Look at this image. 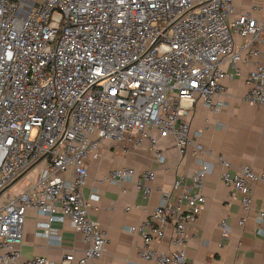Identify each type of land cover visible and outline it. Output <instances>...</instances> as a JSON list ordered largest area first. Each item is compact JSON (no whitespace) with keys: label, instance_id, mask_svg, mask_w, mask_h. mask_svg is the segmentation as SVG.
I'll return each instance as SVG.
<instances>
[{"label":"built area","instance_id":"built-area-1","mask_svg":"<svg viewBox=\"0 0 264 264\" xmlns=\"http://www.w3.org/2000/svg\"><path fill=\"white\" fill-rule=\"evenodd\" d=\"M234 1L0 0V264H54L42 256L22 258L29 209L46 219L37 234L50 246L62 247L56 226L69 223L86 245L77 264H101L108 235L90 216L100 197H86L84 189L89 164L101 159L105 143L132 153L148 142L164 165L161 141L171 138L181 155L192 149L203 157L202 132L190 125L195 106L220 113L224 104L217 98L227 94L226 81L240 75L243 63L252 65L245 100L264 109V65L257 60L264 20L255 16L261 8L234 16ZM216 160L222 183L250 212L253 186L264 183V175ZM35 169L24 190L3 197ZM213 171L214 164L201 160L196 173L162 191L148 220L130 229L141 238V261L190 264V231L205 209ZM155 180L152 170L124 167L103 182L134 183L149 198ZM257 219L264 222V209ZM170 226L173 251L164 252L157 245ZM221 228L226 236V220ZM74 262L68 254L62 264Z\"/></svg>","mask_w":264,"mask_h":264},{"label":"crops","instance_id":"crops-1","mask_svg":"<svg viewBox=\"0 0 264 264\" xmlns=\"http://www.w3.org/2000/svg\"><path fill=\"white\" fill-rule=\"evenodd\" d=\"M259 5L261 11L255 16L264 20V0H235L234 16L252 11ZM264 65V49L258 57ZM252 68L251 63L238 65L240 75L227 80L228 92L217 102L224 105L218 114L210 112L202 103L195 106L190 118L193 131L202 132V143L206 154L202 157L188 149L181 155L173 139L161 141L165 164L157 163L148 142L135 152L122 150L105 143L101 148V159L89 164V180L84 195L97 193L99 202L93 204L90 216L97 221L108 235V243L101 264H148L140 260L141 238L130 229L149 219L157 207L162 191L171 190L181 175L194 174L199 170L201 160L214 164V171L208 176L204 194L206 206L198 221L191 228L193 240L187 248L190 264H264V222L258 223V213L264 209V183L253 186L254 204L250 212H244L238 199L221 181L222 167L218 157L230 161L235 168L250 166L259 175H264V109L248 104L245 100L248 87L245 79ZM131 167L139 172L152 170L156 180L151 184L153 192L145 198L136 191L134 183L109 184L103 179L113 170ZM37 169L20 180L3 197L8 199L24 190L37 177ZM130 208L129 211L127 209ZM246 218L244 226L240 221ZM45 218L29 209L24 226L22 258L47 257L54 264H62L68 254L75 262L83 256L86 245L83 237L69 223L57 225L62 238V247H52L47 239L38 236V224ZM228 224L227 235H223L222 221ZM174 228L167 230L166 239L157 248L172 252L171 240Z\"/></svg>","mask_w":264,"mask_h":264},{"label":"water","instance_id":"water-1","mask_svg":"<svg viewBox=\"0 0 264 264\" xmlns=\"http://www.w3.org/2000/svg\"><path fill=\"white\" fill-rule=\"evenodd\" d=\"M26 176V174L25 175H23V176H21L18 180H16L8 189H10L12 186H14L16 183H18L20 180H22L24 177ZM7 189V190H8ZM6 190V191H7Z\"/></svg>","mask_w":264,"mask_h":264}]
</instances>
